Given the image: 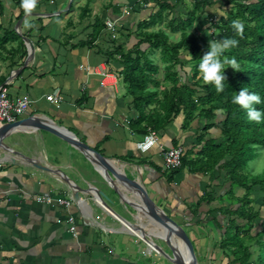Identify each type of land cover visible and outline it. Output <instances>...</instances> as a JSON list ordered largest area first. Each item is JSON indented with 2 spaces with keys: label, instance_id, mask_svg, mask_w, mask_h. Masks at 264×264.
I'll list each match as a JSON object with an SVG mask.
<instances>
[{
  "label": "crops",
  "instance_id": "1",
  "mask_svg": "<svg viewBox=\"0 0 264 264\" xmlns=\"http://www.w3.org/2000/svg\"><path fill=\"white\" fill-rule=\"evenodd\" d=\"M75 1L35 0L40 6L24 16L20 32L16 29L20 21L15 22L16 32L26 37L33 51L26 41L28 56L24 60L20 54L11 57L0 51V78L4 79L0 88L7 85L13 98L30 96V110L20 120L34 116L45 125V119H50L66 128L112 159L116 170L144 186L162 211L183 228L202 221L214 224L213 215H219L224 205L220 199L229 188L225 173L212 180L211 175H192L185 170L170 183L163 165L164 149L194 147L200 121L184 128V117H177L157 132L159 146L148 153L140 152L137 144L148 133L131 127L138 113L127 96L123 78L118 76L123 67L120 58H109L110 33H101L92 41L98 18L117 22V34L126 29L128 35L137 30L139 23L135 29L132 26L139 17H149L153 8L158 9L156 3H181L188 8L187 2L193 6L196 0H147L152 9L140 0ZM198 1L213 4L204 11L205 15L216 14L211 20L218 22L217 18L225 16L218 0ZM18 14L7 13L5 24ZM131 41L133 45L135 39ZM29 54L32 58L25 66ZM105 71L111 73L106 84L100 75ZM57 91L60 97L55 102L46 100ZM6 143L18 154L0 150V264H165L164 257L151 250L142 236L148 234L154 245L164 247L148 233L155 226L142 214L141 197L133 189L118 182L114 186L81 151L47 131L17 133ZM30 158L61 169L70 183L62 175L34 168L27 161ZM209 185L211 191H207ZM77 191L80 201L69 209L37 201L38 197L74 201ZM205 191L214 200L203 203L200 218L196 216L191 222V207L201 201ZM68 216L75 219V234ZM192 227L188 235L196 240L199 235L196 226Z\"/></svg>",
  "mask_w": 264,
  "mask_h": 264
},
{
  "label": "trees",
  "instance_id": "2",
  "mask_svg": "<svg viewBox=\"0 0 264 264\" xmlns=\"http://www.w3.org/2000/svg\"><path fill=\"white\" fill-rule=\"evenodd\" d=\"M11 1L19 14L5 24L6 4L0 0V51L8 52L11 57L20 54L21 60H24L28 56L27 47L14 25L35 11L40 3L33 0ZM218 2L226 14L214 23L215 36L212 40L237 39L238 45L227 51L225 57H234L241 65L240 72L231 68L225 70L223 92L218 93L212 85L204 84L199 73V61L208 51L209 41L188 36L194 24L202 22L204 11L213 5L204 1L196 0L189 9L181 3H156L158 9L140 21L135 32L128 35L123 32L117 39L111 38L112 51L108 55L112 60L120 58L123 66L118 76L123 78L127 96L138 113L132 129L141 134L148 133L149 129L160 132L179 116L184 117V128L193 121H200L197 143L184 149L180 169L164 170L168 174L167 179L171 183L185 170L192 175H211L212 180L225 173V184L229 188L224 197L229 196L230 199L226 206L224 197L220 199L224 205L217 212L219 215L210 211L212 222L220 225L217 228L221 230L223 242L218 244V249L225 253V264H264V171L260 175L248 172L249 164L258 156V150H264V121H250L246 111L233 103L234 96L242 88L259 94L264 101V0ZM215 15L207 13L206 16L211 19ZM233 20L244 23L243 37L236 35L232 29ZM165 22V28L171 34H181L180 41L172 42L168 32L155 29ZM93 30L92 41L107 31L106 19H96ZM132 39H135L133 45ZM15 43L18 45L16 48L13 46ZM129 45L132 46L126 52ZM9 46L11 50H8ZM157 52L161 53L165 80L170 85L157 79L161 71V66L153 58ZM176 68L178 70L172 72ZM182 78H185L184 81ZM3 81L0 78V83ZM256 107L264 110V103ZM201 121L203 125H200ZM210 188L209 185L207 191H211ZM207 191L201 201L191 207L195 208L191 211V222L196 216L200 218L203 203L214 200ZM255 193L261 194L259 207L256 206ZM257 226L259 230H256Z\"/></svg>",
  "mask_w": 264,
  "mask_h": 264
},
{
  "label": "water",
  "instance_id": "3",
  "mask_svg": "<svg viewBox=\"0 0 264 264\" xmlns=\"http://www.w3.org/2000/svg\"><path fill=\"white\" fill-rule=\"evenodd\" d=\"M26 16V15H25ZM24 17L20 20L18 27H21V22ZM23 40L28 42L30 47V51H33L31 48V43L23 37ZM30 58H32V54H29V58L25 63V66L28 65ZM20 73V71H17ZM46 123L43 124L42 120L36 117H29L27 119L18 120L15 123L5 124L0 126V150L7 152L9 154L17 155L13 149L6 143V141L14 134L17 133H25L34 131H47L64 142L68 143L75 149L81 151L89 161L96 167L100 172L106 173L111 183L115 186L118 183L121 185H125L131 189H133L142 200L143 209L142 214L146 219L149 220L155 227L158 226L164 230V236L157 237L159 241L164 243V247L154 245L153 242L149 239L148 235L143 234V238L153 245L160 253L162 257H164L171 264H199L198 258L195 254L194 247L192 245V240L186 230L180 226L177 222L170 219L162 209L151 199L147 190L144 186H142L138 181L132 180L126 176V174L121 173L113 167V160L106 158L101 155L91 147H89L86 143H84L80 138H78L73 133L69 132L66 128L58 125L57 123L52 122L50 119H45ZM13 163L16 164L15 160ZM27 161L36 169L43 172L53 173L55 175L63 176L62 179L69 184V180L64 177L61 169H58L55 166H47L42 164V162L36 159H27ZM61 176V177H62ZM72 188L77 189L75 186H71ZM79 189V188H78ZM82 189H79L81 191ZM79 191L75 195L74 201L78 203L80 201ZM100 197H103L102 193L98 192ZM137 230V229H136ZM139 230V229H138ZM143 232V231H141ZM182 243V245H181ZM166 248V250H165Z\"/></svg>",
  "mask_w": 264,
  "mask_h": 264
},
{
  "label": "rangeland",
  "instance_id": "4",
  "mask_svg": "<svg viewBox=\"0 0 264 264\" xmlns=\"http://www.w3.org/2000/svg\"><path fill=\"white\" fill-rule=\"evenodd\" d=\"M3 1L6 4L5 5L6 6V14L10 13V12L12 13L14 11H16V13H18V10L15 8V6L13 5L11 0H3ZM40 1H42V0H40ZM77 1L78 0H76L75 2H77ZM146 3H148L150 5V7H149L150 9L153 8V6H151V2L147 1ZM187 4H188V8H192V5L190 2H187ZM152 10L156 11V8H153ZM186 10H188V9H186ZM146 18H148V16H144L142 18L139 17V20H137V22H135L133 24V26H132L133 29H135L134 27L140 21H142L143 19H146ZM201 19H202V22L200 24L195 23L193 28L190 29V31L188 33L189 38L196 37L198 40H202V41L212 40L214 38L213 36H215V34H214V31H215V27H214L215 24L214 23H215V21L213 22L210 18H207L206 15H203ZM216 21H218V18L216 19ZM165 25H166V22L160 24L155 29L161 28V29L165 30L166 32H168L170 34V38H171L172 42L180 41L181 40V34L180 33L179 34H171L170 31L167 28H165ZM17 26H16V29L18 32H20V28L19 27L17 28ZM133 29H132V31H133ZM127 31L128 30H126V29L124 30V32H127ZM118 37H120V33H118ZM216 38L218 39L219 36L216 35ZM153 58H155L157 60V64L161 66V71H160V74L157 76V79H159L160 82L165 84V85H170L165 80L166 71H165L164 66L162 65V62L160 61L161 53L157 52ZM177 70H178V68H176L172 72H175ZM184 79L185 78H182V81H184ZM257 153H258V156H257L256 160L252 161L249 164V168H248V172H252V174H254V175H260L264 171V150L259 149ZM254 197L256 200V206L259 207L261 204V194L255 193ZM229 199H230L229 196H226V198H225L226 202H228ZM194 209H192V210L194 211ZM195 226H196L195 231L198 232L199 237L196 240L192 239V244H193V247L195 250V254L198 258L199 264H225L227 262V260L224 258L225 253L222 252L221 249L220 250L218 249V246H219L218 244L220 242H223V240L221 241L222 235H221V233H219V229H218L220 225L217 226L218 228L216 229L215 224H212V223L205 224V221H204V222H198V226H197V224ZM205 226H206V228H205ZM191 227L192 226H187V228H186V232L188 234H191L190 233ZM256 230H259V226H257ZM223 231H225V229H223ZM148 233H150V232H148ZM160 243L164 246V243H162L161 241H160ZM163 262L165 264H171L165 258L163 259Z\"/></svg>",
  "mask_w": 264,
  "mask_h": 264
},
{
  "label": "built area",
  "instance_id": "5",
  "mask_svg": "<svg viewBox=\"0 0 264 264\" xmlns=\"http://www.w3.org/2000/svg\"><path fill=\"white\" fill-rule=\"evenodd\" d=\"M140 2L144 3L147 0H140ZM147 6V4H146ZM117 22L108 20L106 21V29L110 33L112 39H117ZM87 71H90V68H86ZM105 81L111 76L110 72H102L100 74ZM104 84V85H105ZM60 97V91H57L54 95L47 97V101L55 102L56 98ZM32 104V100L29 95L24 94L18 97H11L9 93V89L7 85H4L0 88V126L5 124L15 123L20 120L21 117L27 114L30 110V106ZM160 138L156 131L149 129L148 134H146L141 142L137 144V148L142 153H148L154 147L159 146ZM163 165L165 171H173L180 169L182 166V157L184 154L183 147H173L170 149H164L163 151ZM37 201L39 203H45L48 205H55L62 206L66 209H69L71 205L76 203L73 200H66V199H54L52 197H38ZM61 222V221H60ZM67 222L70 224L71 232L73 234L76 233L75 227V219L72 216H68ZM148 246L153 250L156 254H160L159 251L151 244Z\"/></svg>",
  "mask_w": 264,
  "mask_h": 264
},
{
  "label": "clouds",
  "instance_id": "6",
  "mask_svg": "<svg viewBox=\"0 0 264 264\" xmlns=\"http://www.w3.org/2000/svg\"><path fill=\"white\" fill-rule=\"evenodd\" d=\"M236 35L243 37L244 23L240 20H233L231 24ZM239 41L234 38H223L220 41L209 40L208 51L199 61L198 69L202 81L206 85H212L220 93L224 91L226 76L225 70L231 68L235 72H240L241 65L233 57H225V53L238 45ZM233 103L246 111L250 121L260 123L264 121V110H259L256 105L264 103L259 94L249 92L247 88H242L233 99Z\"/></svg>",
  "mask_w": 264,
  "mask_h": 264
},
{
  "label": "bare ground",
  "instance_id": "7",
  "mask_svg": "<svg viewBox=\"0 0 264 264\" xmlns=\"http://www.w3.org/2000/svg\"><path fill=\"white\" fill-rule=\"evenodd\" d=\"M150 235H153V236H155V237H159V236H164V230L163 229H161L160 227L158 228V226L155 228H152L151 230H150V233H149ZM148 235V234H147ZM181 245H182V243H181Z\"/></svg>",
  "mask_w": 264,
  "mask_h": 264
}]
</instances>
